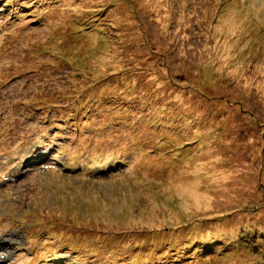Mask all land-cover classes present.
<instances>
[{"label":"rangeland","instance_id":"374dc122","mask_svg":"<svg viewBox=\"0 0 264 264\" xmlns=\"http://www.w3.org/2000/svg\"><path fill=\"white\" fill-rule=\"evenodd\" d=\"M0 264H264V0H0Z\"/></svg>","mask_w":264,"mask_h":264}]
</instances>
